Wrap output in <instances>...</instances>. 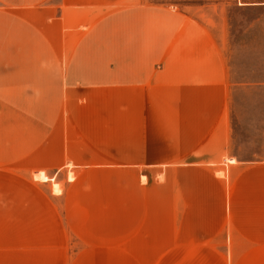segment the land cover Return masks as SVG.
I'll use <instances>...</instances> for the list:
<instances>
[{
	"label": "crops",
	"instance_id": "1",
	"mask_svg": "<svg viewBox=\"0 0 264 264\" xmlns=\"http://www.w3.org/2000/svg\"><path fill=\"white\" fill-rule=\"evenodd\" d=\"M125 1L0 0L4 106L27 105L24 98L44 95L41 83L62 81L69 118L75 128L90 129L89 143L97 145L113 144L115 138L92 131L108 128L95 124L94 112L135 113L132 140L116 141L132 145L131 153H116L117 159L165 166V186L171 188L169 196L165 190L166 216L150 215L153 204L139 200L137 215L123 220L125 227L116 235L117 246L132 250L137 264H157L161 257L160 264H264V158L223 168L212 156L221 152L220 122L213 112L228 94L221 58L212 46L205 50L202 36L190 34L198 32L196 26L181 24L173 35L165 23L163 34L166 29L168 34L158 39L155 9L140 7V0L125 7ZM127 11L138 12L135 25L147 30L146 36L138 35V55L126 61L97 52L108 47L102 44L108 24L119 30L121 23L109 21ZM141 13L151 18L147 25L140 24ZM110 42V49H118L117 40ZM175 92L193 105L180 106L172 117L169 103ZM151 96L165 98L166 114L158 120L162 137L151 134L150 105L158 102L150 104ZM206 108L211 119L203 117ZM77 114L85 117L77 120ZM124 128L115 124L117 130ZM205 145L215 153L210 155ZM221 168L225 176L217 174Z\"/></svg>",
	"mask_w": 264,
	"mask_h": 264
},
{
	"label": "rangeland",
	"instance_id": "2",
	"mask_svg": "<svg viewBox=\"0 0 264 264\" xmlns=\"http://www.w3.org/2000/svg\"><path fill=\"white\" fill-rule=\"evenodd\" d=\"M133 2L138 1H125V7ZM138 3L155 9L158 39L168 34V29L163 34L165 23L171 25L173 35L181 24L196 26L198 32L190 34L202 36L205 50L212 46L213 54L223 62L228 94L224 103L220 99L219 112H213L221 130V152L217 158L212 155L215 161L227 168L226 164L247 165L264 158V0ZM137 15L127 11L120 20L109 21L121 23L119 30L115 32L116 26L108 24L102 34V44L108 47L97 52L126 61L136 57L138 35H147L146 29L135 25L140 20ZM140 16L141 25L151 20L147 14ZM112 40L118 41L114 43L118 49L109 48ZM40 87L44 95L24 98L27 105L4 106L0 98V264H137L132 250L117 246L116 235L125 227L123 220L137 215L134 205L139 200L153 204L150 215H167L165 190L169 196L171 188L165 186V166L141 167L117 159L116 153H131L132 145L116 141L132 140L135 113L94 112L95 124L108 128L92 131L115 138V143L92 144L91 130L78 124L75 128L69 118L63 82L45 81ZM164 99L150 97V104L158 101L150 105L153 136L164 135L163 122L158 121L166 114ZM169 104L172 117L180 106L193 105L178 92ZM211 116L206 108L203 117ZM83 117L77 114V120ZM119 123L125 126L123 130L115 129ZM120 132L124 136L117 135ZM204 149L215 153L209 145ZM217 174L225 176V171L221 168Z\"/></svg>",
	"mask_w": 264,
	"mask_h": 264
}]
</instances>
